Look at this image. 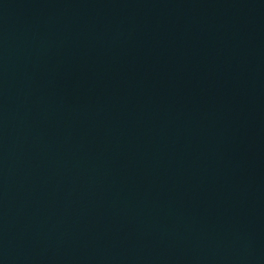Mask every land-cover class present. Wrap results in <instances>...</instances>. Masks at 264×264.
Segmentation results:
<instances>
[{"label": "water", "instance_id": "95a60500", "mask_svg": "<svg viewBox=\"0 0 264 264\" xmlns=\"http://www.w3.org/2000/svg\"><path fill=\"white\" fill-rule=\"evenodd\" d=\"M0 264H264V0H0Z\"/></svg>", "mask_w": 264, "mask_h": 264}]
</instances>
